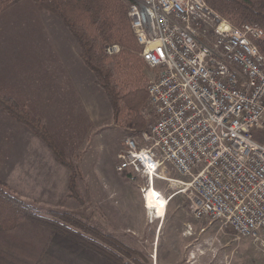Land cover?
<instances>
[{
  "label": "built area",
  "instance_id": "obj_1",
  "mask_svg": "<svg viewBox=\"0 0 264 264\" xmlns=\"http://www.w3.org/2000/svg\"><path fill=\"white\" fill-rule=\"evenodd\" d=\"M129 16L157 70L147 85L156 119L141 138L125 137L116 169L143 175L144 197L155 186L168 209L183 193L196 218L264 248V141L255 138L264 128V27L234 24L206 0H132ZM170 166L188 180L171 177ZM159 179L180 188L164 193Z\"/></svg>",
  "mask_w": 264,
  "mask_h": 264
},
{
  "label": "crops",
  "instance_id": "obj_2",
  "mask_svg": "<svg viewBox=\"0 0 264 264\" xmlns=\"http://www.w3.org/2000/svg\"><path fill=\"white\" fill-rule=\"evenodd\" d=\"M27 26L28 22L11 23L14 28ZM57 29L62 36L54 45L58 50L52 51L44 38L39 46L17 30L21 37H10L0 26V91L42 120L76 170L116 171L99 157L113 154L111 161L117 156L109 149L107 132L114 126L110 101L67 27L57 22ZM71 169L32 128L0 106V175L9 187L34 205L55 210L67 204ZM155 262L163 264L158 258ZM0 264L112 263L70 237L28 220L0 230Z\"/></svg>",
  "mask_w": 264,
  "mask_h": 264
},
{
  "label": "rangeland",
  "instance_id": "obj_3",
  "mask_svg": "<svg viewBox=\"0 0 264 264\" xmlns=\"http://www.w3.org/2000/svg\"><path fill=\"white\" fill-rule=\"evenodd\" d=\"M127 2L130 5L132 0H127ZM16 21L28 22L27 28L11 27V23ZM56 21L62 27H67L57 15L49 10H43L33 0H15L9 2L0 11V26L10 37L20 38L21 35H24L32 38L30 40H36L39 46L41 39L44 38L45 45L47 47L51 46L53 48L52 51L58 50L54 45L58 41L57 37L62 36L57 29ZM67 29L69 30L68 27ZM15 30L23 33L18 35ZM69 32L71 33L70 30ZM51 43L53 44L51 45ZM117 48L118 45L113 49L116 50ZM113 49L110 50L112 51ZM152 69L147 63H144L134 72V75L133 70L131 71L125 67L124 77H122L127 89L137 88L130 91L125 97L124 102L128 105L125 113L127 111L134 116L136 115L135 112H139L146 122L144 129L139 130L131 125L129 126L125 113H122L120 120L117 121L108 93L99 84L110 101L112 113L110 122L114 123V126L107 133L111 134L109 149L114 154L117 151V156L114 155L110 161L113 154L108 155L105 153L103 156L100 153L99 155L100 160L107 162L108 165L116 167L118 154L125 147L124 139L127 135L141 138L143 131L156 119V114L149 102L147 92L149 81L157 75V70L155 69L156 72L154 74ZM0 92L5 94L2 91ZM4 110L8 113L6 109ZM123 117L125 120L122 119ZM255 138L264 141V128L255 130ZM51 139L57 147L52 136ZM50 147L52 146L50 145ZM64 159L73 163L65 157ZM68 166L70 167V165ZM89 168L92 167L90 166ZM169 169L171 177L179 180H188L187 176L181 175L172 166ZM71 170L70 181L74 177L75 191L72 194L69 181L67 204L66 206L59 205L56 208L57 210L42 208L32 202H28V200L26 201L24 197L3 182L10 192L34 205L37 211H41L43 215L54 216V211H70L83 224L90 225L117 237L129 248L131 255L124 256V258L132 264H140L138 261H142L141 264H155L156 258L163 264L172 262L184 264L186 261L188 264H264V248L259 242L252 238L236 239L233 230L223 225L219 220L209 221L205 218H196L191 212L190 201L183 193L177 194L172 198L166 216L164 219H158L155 217L153 208L149 207L150 210L146 208L144 197L146 183L143 175H138L132 179L128 175V172L131 171L130 168L117 172L111 167L110 172L102 171L100 173L95 172L93 169L78 171L75 166ZM179 186V183L173 184L169 180L164 179H159L157 182V187L164 193L178 190ZM28 220L54 230L49 225L34 219L20 220L15 227ZM81 231L93 236L89 230L81 229Z\"/></svg>",
  "mask_w": 264,
  "mask_h": 264
},
{
  "label": "trees",
  "instance_id": "obj_4",
  "mask_svg": "<svg viewBox=\"0 0 264 264\" xmlns=\"http://www.w3.org/2000/svg\"><path fill=\"white\" fill-rule=\"evenodd\" d=\"M12 1L15 0H0V11ZM33 1L64 21L80 47L82 59L94 72L97 83L108 93L115 112V119L119 121L121 114L125 113L128 108L124 102L126 95L137 89L131 90L125 87V81L122 79L125 72L124 68L133 70L135 75L134 72L141 67V64L146 63L140 54L142 49L132 29L129 16L130 5L127 0ZM206 1L234 24L239 25L247 20L259 23L264 27V0ZM257 44L264 54V39L258 40ZM117 45L118 48L114 50L113 48ZM0 106L6 109L12 117L32 128L52 146L62 161L70 165L71 168L74 167L70 161L62 157L53 143L46 125L40 118L34 116L26 106L20 105L13 97L1 92ZM135 113L136 115L132 116L126 111L125 118L128 119V125L135 129H144L145 119L139 112ZM125 118L122 119L125 120ZM70 190L72 194L75 191L74 177L70 181ZM54 212V216H48L37 211L34 205L10 192L0 176V230L13 228L20 220L34 219L101 253L113 264H132L124 258V256L131 255L129 248L117 237L83 224L70 211ZM80 228L89 230L93 236L87 235ZM141 262L138 261L140 264Z\"/></svg>",
  "mask_w": 264,
  "mask_h": 264
},
{
  "label": "bare ground",
  "instance_id": "obj_5",
  "mask_svg": "<svg viewBox=\"0 0 264 264\" xmlns=\"http://www.w3.org/2000/svg\"><path fill=\"white\" fill-rule=\"evenodd\" d=\"M147 190L148 192L145 196L147 208L148 209L149 207L153 208L155 217H158V219H161V218L164 219V217L167 214L166 210H168L166 197L162 195V193L158 191V189L155 186L149 187V189ZM155 264H158V263L156 262Z\"/></svg>",
  "mask_w": 264,
  "mask_h": 264
}]
</instances>
